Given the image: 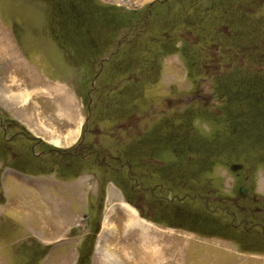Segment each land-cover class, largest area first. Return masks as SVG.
<instances>
[{
  "label": "rangeland",
  "instance_id": "rangeland-1",
  "mask_svg": "<svg viewBox=\"0 0 264 264\" xmlns=\"http://www.w3.org/2000/svg\"><path fill=\"white\" fill-rule=\"evenodd\" d=\"M16 176L79 206L45 244L39 189L18 249L0 217V264H264V0H0V203Z\"/></svg>",
  "mask_w": 264,
  "mask_h": 264
},
{
  "label": "crops",
  "instance_id": "crops-1",
  "mask_svg": "<svg viewBox=\"0 0 264 264\" xmlns=\"http://www.w3.org/2000/svg\"><path fill=\"white\" fill-rule=\"evenodd\" d=\"M79 125L80 123L76 127L78 128ZM82 127L83 124H81V128ZM74 139V137H70V141L75 142ZM16 174H20V172L18 173L17 171ZM8 176L12 175L8 174ZM22 177L24 176H21V180H18V177L16 176L13 182L5 181L4 183V195L6 200L4 201L5 203L1 202L4 204L3 207H5L3 210L0 209L2 210V212H0V217H2L5 222L9 221L10 225H7L13 230V236L20 233L19 239H22V242L19 243L18 240L13 238L9 242H6L5 245L9 248L14 247L13 249H18L21 246L26 247L27 243L37 237L36 231L33 229L35 228L33 220L34 215L37 214L38 198H43L38 197L37 192L39 189L40 191L46 190V195L43 198L44 200L42 199L40 201L47 205L48 208L44 209V212L40 211V215L38 216L40 230L42 232L39 234L38 238H41L40 241L42 240L45 244L62 240L63 236L66 237L68 235L67 232L70 227V218L66 214L70 211V206H79V204L74 201V197H78V195H70L72 198L71 201L67 199L70 191L67 188V191L64 192V185L69 186V183L63 180L57 181V179H54L55 183H52L51 181L38 183L31 181L30 177H27L26 179H22ZM31 177L35 180L37 179L35 176ZM77 188L75 187L73 192H77ZM68 200L72 202V204L68 203ZM1 203L0 207H2ZM32 230L33 232H31ZM26 231L28 232V235H26ZM5 232L6 230H3V233ZM7 236L11 235L7 234ZM16 243L19 244L17 245ZM2 247L3 246H1L0 249H3ZM5 249L8 248L6 247Z\"/></svg>",
  "mask_w": 264,
  "mask_h": 264
},
{
  "label": "bare ground",
  "instance_id": "bare-ground-1",
  "mask_svg": "<svg viewBox=\"0 0 264 264\" xmlns=\"http://www.w3.org/2000/svg\"><path fill=\"white\" fill-rule=\"evenodd\" d=\"M22 96V99L24 100V102H27L28 99H29V94L28 93H24ZM55 144H59V141H54ZM124 207H125V211L127 213V217H128V225H130V227H134V228H139L141 231H143L146 235V232L149 230L148 226H146V221L139 218L137 215H136V211L134 208H132L130 205L128 204H124ZM148 237V235H147ZM150 238V237H149ZM145 239V238H144ZM150 239H148V241L146 240V245H150ZM145 245V247H146ZM147 249V247H146ZM150 249V248H148ZM148 256V255H147Z\"/></svg>",
  "mask_w": 264,
  "mask_h": 264
},
{
  "label": "trees",
  "instance_id": "trees-1",
  "mask_svg": "<svg viewBox=\"0 0 264 264\" xmlns=\"http://www.w3.org/2000/svg\"><path fill=\"white\" fill-rule=\"evenodd\" d=\"M201 42L200 41H198L196 44H200ZM155 69L156 68H154V66H151V70H153V72H155ZM203 71L201 72V77H207V75H206V73H204L206 70L203 68L202 69ZM141 76V75H140ZM139 76V80H136L134 77H132V75H131V77H130V80L134 83L135 82V80H136V85L138 84V86L139 85H141V84H143L144 83V81H145V77L144 78H141ZM141 78V79H140ZM216 78V77H215ZM195 80V79H194ZM198 84V83H197ZM216 84H215V87H214V93H216ZM216 96H218V98L220 99V97H222L221 95H220V93H216L215 94ZM142 186H143V184H142ZM191 191V190H190ZM191 193L190 192H187V193H185V194H183V195H180V194H175L174 195V199H176V200H179V201H186V199H188V198H193V195H190ZM197 196V195H196ZM255 196H258L259 197V195L258 194H256V195H254L253 196V199L255 200V199H257V197H255ZM199 197V196H198ZM201 197V196H200ZM255 197V198H254ZM185 198V200H183ZM165 199V198H164ZM255 204H256V202H255ZM254 204V207L256 206ZM237 215V214H236ZM242 224H243V226H245V225H251L252 227L255 225L254 223H253V221L252 220H250V219H248V218H246V219H243V222H242ZM258 226V224H256V227ZM247 229V228H246ZM248 231V229L247 230H245V232H247ZM244 232V233H245Z\"/></svg>",
  "mask_w": 264,
  "mask_h": 264
}]
</instances>
